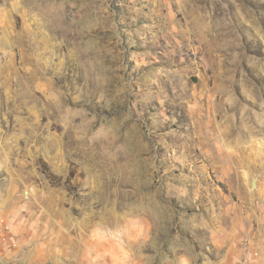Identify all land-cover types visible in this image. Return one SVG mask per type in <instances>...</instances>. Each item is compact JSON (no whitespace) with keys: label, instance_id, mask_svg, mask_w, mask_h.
Instances as JSON below:
<instances>
[{"label":"rangeland","instance_id":"374dc122","mask_svg":"<svg viewBox=\"0 0 264 264\" xmlns=\"http://www.w3.org/2000/svg\"><path fill=\"white\" fill-rule=\"evenodd\" d=\"M0 235V264H264V0H0Z\"/></svg>","mask_w":264,"mask_h":264},{"label":"trees","instance_id":"16d2710c","mask_svg":"<svg viewBox=\"0 0 264 264\" xmlns=\"http://www.w3.org/2000/svg\"><path fill=\"white\" fill-rule=\"evenodd\" d=\"M40 170L45 175L49 176L50 180H55V176L48 172V167L43 161H40Z\"/></svg>","mask_w":264,"mask_h":264},{"label":"bare ground","instance_id":"6f19581e","mask_svg":"<svg viewBox=\"0 0 264 264\" xmlns=\"http://www.w3.org/2000/svg\"><path fill=\"white\" fill-rule=\"evenodd\" d=\"M253 179H255V182L257 181L256 178H253ZM255 188H256V187H255ZM33 192H34V191L31 192L32 195L34 194ZM28 194H29V193H26L27 196H25V197L28 198ZM33 196H34V195H33ZM8 229H9V227H8ZM0 236H2V235H0ZM4 237H5V236H4ZM7 237H8V236H7ZM2 240H3V239H2ZM96 247H97V246H96ZM98 247H99V244H98ZM98 247H97V248H98ZM97 248H95V249H97ZM101 249H102V248L99 247V249L96 250V251H97L96 253H98V255L103 256V253L101 252ZM95 257H96V255H95ZM97 258H98V257H97Z\"/></svg>","mask_w":264,"mask_h":264},{"label":"water","instance_id":"95a60500","mask_svg":"<svg viewBox=\"0 0 264 264\" xmlns=\"http://www.w3.org/2000/svg\"><path fill=\"white\" fill-rule=\"evenodd\" d=\"M251 187H252V188H255V187H256L255 179H252V181H251Z\"/></svg>","mask_w":264,"mask_h":264}]
</instances>
